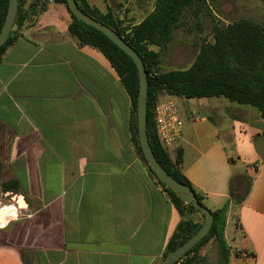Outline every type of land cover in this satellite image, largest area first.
I'll return each instance as SVG.
<instances>
[{"label":"crops","instance_id":"obj_1","mask_svg":"<svg viewBox=\"0 0 264 264\" xmlns=\"http://www.w3.org/2000/svg\"><path fill=\"white\" fill-rule=\"evenodd\" d=\"M87 1L114 8L122 27L153 8L132 19L130 0ZM35 8L0 61V180L25 200L9 197L15 215L3 207L0 264H159L184 217L135 152L130 96L105 55L71 36L64 4ZM174 97L183 126L167 153L179 150L182 173L210 211L228 201V264H264V120L226 98ZM197 256L196 264H216V242Z\"/></svg>","mask_w":264,"mask_h":264},{"label":"trees","instance_id":"obj_2","mask_svg":"<svg viewBox=\"0 0 264 264\" xmlns=\"http://www.w3.org/2000/svg\"><path fill=\"white\" fill-rule=\"evenodd\" d=\"M65 5L71 21L69 33L80 44H87L100 50L117 72L121 83L131 99V141L138 157L145 163L153 177L165 189L169 199L175 205L181 219L171 235L163 257L187 240L200 227L202 213L195 207L185 204L169 188L161 183L147 165L139 146L136 121V98L138 93V75L132 59L103 33L85 24L71 14L66 0H55ZM79 8L92 18L112 28L141 57L147 73L146 133L152 152L162 168L177 181L190 186V181L180 169L179 150L172 159L157 136L153 121L154 108L158 104L160 93L185 98L224 97L229 102L255 107L264 120V27L248 18H239L226 24L214 23L211 40L202 38L191 64L184 69L161 71L162 54L166 52L172 40L173 31L181 25L186 8L196 14L204 0H154L152 10L136 25L122 27L118 12L109 8L100 12L87 0H75ZM264 5V0H260ZM38 0H33L24 8L25 0H18L16 16L6 41L0 46V61L6 48L18 37L17 29L32 14L36 13ZM40 6L42 10L45 6ZM8 0H0V29L3 24ZM151 47H156L152 49ZM157 103V104H156ZM1 174V164H0ZM17 185L1 182L0 194L15 191ZM195 192V190L193 189ZM199 202L202 198L195 192ZM6 198V197H5ZM228 201L213 211L212 223L208 233L182 256L181 264H196L197 249L200 245L213 239L217 245L218 260L216 264H228L230 248L224 237L226 210ZM200 213L199 222L184 216L190 210Z\"/></svg>","mask_w":264,"mask_h":264},{"label":"water","instance_id":"obj_3","mask_svg":"<svg viewBox=\"0 0 264 264\" xmlns=\"http://www.w3.org/2000/svg\"><path fill=\"white\" fill-rule=\"evenodd\" d=\"M109 1L113 2L114 0ZM66 3L72 15H74L77 19L81 20L85 24L103 33L132 59L138 75V93L136 98L137 135L139 146L146 160V163L161 183L169 188L181 201H183L185 204H189L195 207L203 215V221L198 230L182 244L177 246L172 251L168 252L159 262V264H173L182 256H184L190 248H192L208 233L212 223V213L207 207L199 202L195 195V192L190 186L177 181L162 168L152 152L146 133V106L148 87L147 73L140 55L112 28L84 13L79 8L75 0H66ZM17 8L18 0H8L5 18L0 29V46L6 41L10 34L16 16ZM3 195L6 197L9 196L14 199L17 205L23 204L21 199L18 198L17 195L12 194L11 191H5L3 192ZM17 199H20V202H18ZM6 213L7 212L5 210L0 209V220L4 215H6Z\"/></svg>","mask_w":264,"mask_h":264},{"label":"rangeland","instance_id":"obj_4","mask_svg":"<svg viewBox=\"0 0 264 264\" xmlns=\"http://www.w3.org/2000/svg\"><path fill=\"white\" fill-rule=\"evenodd\" d=\"M153 1L154 0H145L144 6L139 7L136 0H130L129 6L126 8V14H129L132 19L140 18L150 10L153 6ZM242 17L258 22L264 27L263 3L260 0H204L201 9L196 14L193 12V9L186 8L182 18L183 22L179 27L174 29L172 40L168 43L166 52L162 54L160 70L165 71L187 68L191 64L202 38H207L208 40L212 39L211 32L214 23L226 24ZM151 48L156 50V47ZM169 99L174 100L176 105L181 104V97L172 96L169 97ZM210 101L226 102L227 100L223 97H211ZM1 135L0 127V161L5 157V143ZM13 194H17L18 198H20L24 204L25 200L21 194ZM5 204L13 205L12 207L15 215L16 209L13 201L9 196L5 198L0 194V209L4 207ZM192 213L193 211H191V209L187 210L184 216L193 220L195 217Z\"/></svg>","mask_w":264,"mask_h":264},{"label":"built area","instance_id":"obj_5","mask_svg":"<svg viewBox=\"0 0 264 264\" xmlns=\"http://www.w3.org/2000/svg\"><path fill=\"white\" fill-rule=\"evenodd\" d=\"M153 121L156 136L163 147L170 146L180 135L183 121L175 101L168 99L154 108ZM182 257L173 264H181Z\"/></svg>","mask_w":264,"mask_h":264},{"label":"bare ground","instance_id":"obj_6","mask_svg":"<svg viewBox=\"0 0 264 264\" xmlns=\"http://www.w3.org/2000/svg\"><path fill=\"white\" fill-rule=\"evenodd\" d=\"M7 209H10V208H7ZM7 209H3V207H2V209H1V210H5V211H6ZM6 212H8V211H6Z\"/></svg>","mask_w":264,"mask_h":264}]
</instances>
